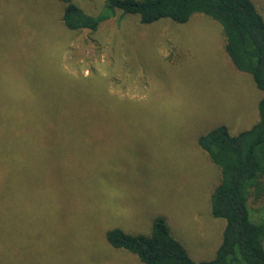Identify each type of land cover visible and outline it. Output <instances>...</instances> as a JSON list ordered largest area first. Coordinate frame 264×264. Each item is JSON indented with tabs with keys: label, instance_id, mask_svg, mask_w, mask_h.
<instances>
[{
	"label": "rangeland",
	"instance_id": "1",
	"mask_svg": "<svg viewBox=\"0 0 264 264\" xmlns=\"http://www.w3.org/2000/svg\"><path fill=\"white\" fill-rule=\"evenodd\" d=\"M72 2L96 14L104 0ZM64 5L0 0V264H144L105 231L148 234L158 216L192 259H210L225 222L210 212L220 175L196 139L248 129L261 91L202 13L148 24L117 13L69 30ZM262 202L249 199L253 220Z\"/></svg>",
	"mask_w": 264,
	"mask_h": 264
},
{
	"label": "trees",
	"instance_id": "2",
	"mask_svg": "<svg viewBox=\"0 0 264 264\" xmlns=\"http://www.w3.org/2000/svg\"><path fill=\"white\" fill-rule=\"evenodd\" d=\"M59 1L65 3L61 19L69 30H95L117 13L121 17L135 14L145 24L162 18L185 23L193 13H202L219 23L230 62L238 71L249 73L262 94L257 102L258 120L248 129L231 134L225 125H218L196 139L220 175L210 193V212L225 222L213 257L192 259L159 216L153 218L148 234H131L114 227L105 231V238L113 248L136 255L144 264H264V216L253 220L248 205L250 198L264 203V16L255 2L104 0L98 13L89 14L72 0ZM63 107H59L60 115L74 112L71 105ZM57 117L52 115L49 123ZM1 123L0 138H4L8 130ZM63 128L71 125L61 124L59 130ZM3 174L0 163V178Z\"/></svg>",
	"mask_w": 264,
	"mask_h": 264
}]
</instances>
